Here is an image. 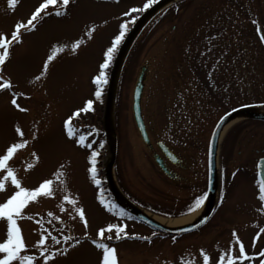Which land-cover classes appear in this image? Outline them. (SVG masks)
I'll return each instance as SVG.
<instances>
[{
	"label": "rangeland",
	"instance_id": "rangeland-1",
	"mask_svg": "<svg viewBox=\"0 0 264 264\" xmlns=\"http://www.w3.org/2000/svg\"><path fill=\"white\" fill-rule=\"evenodd\" d=\"M40 2L19 0L13 11L8 8L7 0H0V32L10 34L14 24L26 21ZM143 2L120 0L119 4H113L110 0H75L69 6L67 16L47 18L37 31L25 32L23 43L12 47L11 59L4 67L3 75L11 79L13 91L24 93L19 96L18 103L29 111H17L9 103L11 93H0V153L18 139L14 128L19 126L29 145L10 161V166L16 170L22 186L31 189L44 179L55 180L53 174L61 164L65 166L62 169L65 183L57 181L53 185L55 196L42 197L25 209L26 216L41 219L49 230L60 227L56 222L48 224L47 213L53 212L71 227L72 235L81 239L80 246L71 250L67 257H57L55 264H98L99 257V251L89 240H84V229L79 219L73 220L67 213L60 212L58 205L64 195L77 199L78 206L85 209L90 239L97 238L99 228L112 223L126 226L129 236L134 234L151 240V243L142 239L105 241L116 247L119 264H180L181 257L195 258L200 264V248L212 256L214 264L218 252L226 250L232 239L231 232H228L231 219L232 225H242L246 229L252 226L246 232L237 230L250 254L264 248V234L257 241L256 249L252 248L253 236L259 226H264V215L258 212V217H245L244 211H240L239 218H235L231 212L233 206H229L240 204L244 197L246 199L255 193V185H251L248 178L242 181L229 175L224 179L225 189L230 192V204L226 202L217 217L201 229L176 237L175 244L172 237L153 235L154 232L138 222L115 217L99 203L98 194L105 199V191L99 192L87 169L92 150L98 152L95 167L99 169H103L102 163L108 157L102 126L107 84L103 86L101 99L95 100L91 77L96 74L103 51L118 30L121 13L130 7H140ZM180 2L166 15L153 19L136 39L125 61L113 108L117 142L115 180L125 194L157 217L186 215L195 197L204 194L207 148L219 119L235 108L264 104V45L259 41L256 26L251 23L252 19H257L264 30V0ZM135 15L137 17L140 13ZM93 24L97 31L94 38L88 40L84 32ZM132 24H129L128 31ZM76 38L85 39L77 54L68 51L60 54L43 80L30 83L40 73L52 44H70ZM143 67L146 72L140 107L152 150L142 142L132 114V93ZM88 99H93L94 111L72 123L77 135L88 136L86 142L92 143V149L80 148L75 137L69 139L63 129V121ZM260 111L264 112V109ZM237 122L223 132L218 143L220 151L223 140L229 136L226 138L230 141L226 147V159L230 157L233 162L228 172L238 166L235 140H242L244 144V139L247 142L253 137L264 149V124L255 122L240 126ZM246 131L256 135L250 137ZM34 132L36 140H32ZM156 142L164 143L183 159L179 184L163 176L155 165L153 154H158ZM32 152L37 154L38 161L32 157ZM252 161L255 163V158ZM28 163L35 166L25 171ZM97 178L103 180L101 171ZM7 189V192L0 193V202L14 191L10 183ZM65 207L71 209L70 205L65 204ZM256 207L260 208L259 201ZM18 223L30 253L35 252L32 246L39 239L38 226L34 220L28 219ZM65 234H68V229H65ZM53 235L59 234L53 231ZM5 238L6 223L0 221V242ZM247 264H258V261Z\"/></svg>",
	"mask_w": 264,
	"mask_h": 264
},
{
	"label": "snow or ice",
	"instance_id": "snow-or-ice-1",
	"mask_svg": "<svg viewBox=\"0 0 264 264\" xmlns=\"http://www.w3.org/2000/svg\"><path fill=\"white\" fill-rule=\"evenodd\" d=\"M75 0H41V2L34 8L30 16L26 21H17L14 24L13 30L9 33L0 32V93L5 91L11 93L9 103L11 106L21 113L29 111L28 108L22 107L18 103L19 96L24 93H16L13 91V83L11 79L5 78L3 75L4 67L11 59V49L15 45L23 43V35L25 32L32 33L38 30V26L47 18L52 17H65L68 15L69 6L74 3ZM113 4H119L120 0H110ZM158 0H144L140 7H130L126 11L121 13L120 22L118 24V30L112 37L110 45L103 51L102 62L98 64L96 74L91 77V84L95 86V90L92 93L95 100H100L102 96L103 86L108 83L107 69L109 68L113 56L118 50L121 42L123 41L129 24L135 23L137 13H144L146 10L152 8ZM19 3V0H7L8 8L15 10ZM122 18H127L125 21ZM107 24V21H104ZM251 23L256 26V33L259 41L264 45V30L260 27L257 19H252ZM97 31L96 25L87 26L84 36L88 40L94 38V33ZM215 39V38H213ZM85 44L84 38H76L70 44L55 43L50 46L49 53L43 61L41 71L34 77L30 83H35L43 80L49 73L50 65L57 59V57L65 53L66 51L77 54L81 47ZM211 51V49H209ZM204 55V53H201ZM220 62L217 61V64ZM30 98V97H27ZM93 99H88L84 102L82 107L77 108L75 111L63 121V129L69 139L75 137V143L80 148L92 149V143L86 142L88 136L80 134L77 135V129L73 126V121L80 119L82 116L94 111ZM235 111V109H233ZM224 117H221V123L224 121ZM220 124H217V128ZM93 131H95L93 129ZM14 132L17 140L9 143L2 153H0V193L7 192V185L10 183L14 191L7 197L4 202H0V221L6 223V238L0 242V264H55L57 257H67L71 250L76 249L81 245L82 241L79 237L71 234V227L53 212L49 211L48 224L51 225L56 222L60 225L58 229L49 230L44 226L41 219H35L33 216H26L25 209L30 203H36L40 198H53L55 196V189L53 185L59 181L60 184H64L63 179L65 173L62 171L64 165L61 164L59 169L53 174L55 180L44 179L34 188H27L22 186L21 180L17 177L16 170L10 166L16 155L29 145L28 140L24 139V132L19 126H15ZM88 135H91L89 133ZM215 135V133H214ZM37 135L34 132L32 134V140H36ZM102 146V145H101ZM35 160H39V157L35 152L31 153ZM98 152L92 150L88 156L87 172L91 179V182L99 186L100 181L96 176V157ZM212 156L213 150L211 143L209 144V171H212ZM35 165L28 163L25 171L32 169ZM235 177L236 172L232 173ZM258 186L257 199L260 202V208L257 210L261 215H264V173H258L256 180ZM207 192L198 195L188 206L187 211L189 213L197 212L204 205L207 198ZM98 200L100 205L107 212L114 213L119 217L126 215L123 209L117 208L113 203L106 202L102 194H98ZM224 201V196L221 195L220 203ZM65 204L70 205L71 209L65 207ZM79 201L69 195H64L60 205H58L61 213H67L68 216L75 220L79 219L80 224L84 229V240H89L92 246L99 251L98 264H119L117 249L114 246H110L105 241H121L123 239H142L151 243L148 237H139L136 235L129 236L126 231V226L120 224L109 223L105 227L98 229L96 233V239H90L88 236L89 222L86 217V211L83 207L78 206ZM34 220L35 224L39 228V239L32 246L35 252H31L25 242V238L22 233L19 221L22 220ZM207 223L206 218L201 219L198 224H194L192 228H181L180 232H190L194 228H199L201 225ZM255 227V225H254ZM65 229H68V234H65ZM53 231L58 232L59 235H53ZM107 234V235H106ZM264 234V226H259L258 231L252 238V248L256 249L257 241ZM155 235V233H153ZM231 241L226 250L219 251L215 259L214 264H247V262L258 261V264H264V248H260L259 251L250 254L246 250L245 244L242 242L237 229L231 230ZM51 242V244L49 243ZM173 244L176 243V237L172 238ZM200 258V264H213L212 256L204 249L200 248L198 252ZM180 264H197L195 258H183L180 259Z\"/></svg>",
	"mask_w": 264,
	"mask_h": 264
},
{
	"label": "water",
	"instance_id": "water-1",
	"mask_svg": "<svg viewBox=\"0 0 264 264\" xmlns=\"http://www.w3.org/2000/svg\"><path fill=\"white\" fill-rule=\"evenodd\" d=\"M179 0H158L156 4L152 6V8L146 10L144 13H141L136 19L135 23L132 25L131 29L128 31L126 36L124 37L120 47L118 48L115 58L112 62V66L108 76V83L105 91V100H104V110H103V118H102V126H103V136L106 141L107 154L108 157L106 161L103 163V177L106 183V188L108 193L113 198L115 205L119 209H123L126 215L130 216L132 219L141 223L148 229L157 232L162 235L167 236H180L191 233L199 228H194L190 232H180L181 228H192L194 224H198L201 219L208 220L212 215V211L216 201V195L218 190V178H217V152H218V143L220 136L224 130V128L235 121L241 120H254L264 122V112L260 111V109L242 107L237 108L235 111H231L224 115V121L221 123V120L218 121L220 127L217 128V124L211 134L209 144L212 145L213 156H212V171H209V146H208V154H207V164H208V177H207V198L202 208V212L198 215V217L193 220L191 223L175 227L168 228L163 226L162 224L155 221L153 218L149 216L148 213L139 209L130 203L120 192L118 189L114 176H113V167L116 160L117 153V142L114 134V125H113V108L115 103V96L117 85L120 77V73L126 57L134 44L135 40L144 29V27L159 13L170 7L172 4ZM146 68L143 67L140 70L139 76L135 83L133 93H132V114L133 120L135 123V127L138 130L140 137L144 144L150 145L145 126L141 117V109H140V100L141 94L143 90V80L145 76ZM215 133V135H214ZM159 151L166 158V160L172 165H176L178 160L176 156L171 153L168 148L161 142L156 144ZM155 164L164 172L168 173L162 160L158 157H154ZM258 173H264V160L258 164Z\"/></svg>",
	"mask_w": 264,
	"mask_h": 264
},
{
	"label": "flooded vegetation",
	"instance_id": "flooded-vegetation-1",
	"mask_svg": "<svg viewBox=\"0 0 264 264\" xmlns=\"http://www.w3.org/2000/svg\"><path fill=\"white\" fill-rule=\"evenodd\" d=\"M241 107H253V106L250 104V105L241 106ZM255 122L264 124V122L254 121V120H249V119L247 121H245L244 123H243L242 120L240 122L238 121L237 124H239L241 126V125H244V124H250V123H255ZM247 133H248V131H246V134ZM247 135L252 137V136H255L256 134L250 132ZM237 136L238 135H236V137ZM226 138H229V136L225 137V139L223 140L222 147L220 148V151H218V153H217L218 192H217L215 205H214V208H213V211H212V215L210 216V218L207 221V223L212 221L215 217H217L221 207H223L226 204V202H228V203L230 202V199H229L230 192L225 189V183H224V179H226L229 175H230L229 177H231L232 179L238 177L242 181H245L243 179L247 180V178H248V180H250V182L252 183L251 185H255V187H254L255 193L252 196H248V197H246V199L244 197V201L241 202L240 204L239 203H235L234 205H229V206H233V209L231 210V212H232L233 215H236L234 217L235 218H237V217L239 218V216L241 214H238V213L240 211H244L245 217L246 216L247 217L248 216H250V217H258V211H257L258 207H256V202L259 201V200L257 199V194H256L257 189H258V186L256 184V180L258 178V164L261 161L264 160V155H263L264 149H261L258 146L257 142H255L252 139L253 137L250 138V140H248L247 142L244 139V142H245L244 144L242 143V140H237V141L235 140V145L237 147V151H236L235 157L237 159L238 166H236L235 168L230 170V172H228L227 169H228L229 166H231V163L233 162V159H231L230 157L226 159V157L228 155V152H227L228 150H226V147H228V144L230 142L228 139L226 141ZM241 139H243V138H241ZM253 146H255V147H253ZM147 148H149V150H152L151 146H147ZM156 149H157V147H156ZM169 150L176 156V158L178 160L176 165H171L165 159V157L160 153V151L158 149H157L158 154L155 153V154H153V156L158 155L161 158L164 166L166 167V170L168 172L167 174L163 173L159 169L160 172L163 174V176H165L167 179H170V181L179 184V182H181V181H179V179L181 178L179 173H180V171L183 170V165H182L183 159L181 157H179V155L176 154V152H174L170 148H169ZM259 154H261V155L258 156ZM252 158L253 159L255 158V163L252 161ZM233 172H236L235 177H233V175H232ZM207 173H208V164H207V159H206V178H205L206 179V187L204 189V193L207 191ZM245 176H247V177H245ZM246 182H248V181H246ZM198 188H199V186H198ZM221 195L224 196V201H223L222 204L220 203ZM126 197L130 201H132L134 204H137V202H135L133 200V198H131V196L127 195ZM107 199H108L109 202H112V199H111L110 195H109V197ZM231 220L228 221V226H229L228 232H231V230L233 228L237 229L240 232H246V231H248L250 229V227H252V226H250L249 229H246L242 225L235 226V225H232ZM203 226H205V225H203Z\"/></svg>",
	"mask_w": 264,
	"mask_h": 264
},
{
	"label": "bare ground",
	"instance_id": "bare-ground-1",
	"mask_svg": "<svg viewBox=\"0 0 264 264\" xmlns=\"http://www.w3.org/2000/svg\"><path fill=\"white\" fill-rule=\"evenodd\" d=\"M121 45V44H120ZM120 47V46H119ZM117 52V51H116ZM233 123V122H232ZM229 124L227 125L223 132L230 126L232 125ZM222 132V134H223ZM221 134V135H222ZM200 210H198L197 212L189 215V216H186V217H181V218H178V219H164V218H161V217H157V216H154V215H149L151 218H153L155 221H157L158 223L162 224L163 226L165 227H168V228H175V227H180V226H184V225H187L189 223H191L193 220H195V218L200 214Z\"/></svg>",
	"mask_w": 264,
	"mask_h": 264
},
{
	"label": "trees",
	"instance_id": "trees-1",
	"mask_svg": "<svg viewBox=\"0 0 264 264\" xmlns=\"http://www.w3.org/2000/svg\"><path fill=\"white\" fill-rule=\"evenodd\" d=\"M173 7H174V6H173ZM173 7L169 8L168 10L164 11L163 13H161L159 16H157V18L166 15L168 12H170V11L173 9ZM129 55H130V53L128 54V57H129ZM128 57H127V59H128ZM127 59H126V61H127ZM125 63H126V62H125ZM124 66H125V65H124ZM123 70H124V67H123V69H122V72H123ZM120 80H121V76H120ZM120 80H119V83H120ZM251 105H252L253 107H256V108H264V104L253 103V104H251ZM143 207H144V206H143Z\"/></svg>",
	"mask_w": 264,
	"mask_h": 264
}]
</instances>
